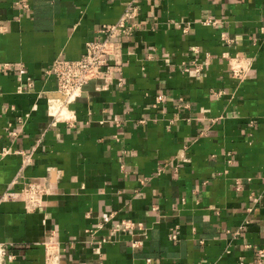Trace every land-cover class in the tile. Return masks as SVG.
Segmentation results:
<instances>
[{
	"label": "crops",
	"instance_id": "1",
	"mask_svg": "<svg viewBox=\"0 0 264 264\" xmlns=\"http://www.w3.org/2000/svg\"><path fill=\"white\" fill-rule=\"evenodd\" d=\"M129 5L121 84L48 126L45 69ZM1 150L2 264H264V0H0Z\"/></svg>",
	"mask_w": 264,
	"mask_h": 264
},
{
	"label": "built area",
	"instance_id": "2",
	"mask_svg": "<svg viewBox=\"0 0 264 264\" xmlns=\"http://www.w3.org/2000/svg\"><path fill=\"white\" fill-rule=\"evenodd\" d=\"M135 16V8L131 5L124 9L120 19L114 24H102L97 29L99 38L88 40L85 43L83 53L76 59L55 58L45 69L44 73L55 81L57 97L48 98L46 113L49 116L48 126H54L59 120L68 119V105L73 102L83 91L84 87L93 80L98 81L99 89H106L115 81L121 84V42L119 37L127 35L133 28L132 18ZM204 24H214L211 19H205ZM239 59V58H238ZM237 57L229 61V70L236 76L244 75L247 68L242 65ZM26 84L31 85L30 80ZM157 101L161 98L158 95ZM57 111V109H59ZM21 122V118H17ZM10 134L13 131L8 129ZM0 153H4L3 150ZM19 153H22L19 151ZM28 160L23 159V164ZM48 192V187L42 182L27 181L18 190V197L26 209H33L42 203L43 196ZM140 226V224H138ZM169 237H173L169 235ZM52 240L46 242L50 243ZM139 241H133L138 244ZM7 244L0 241V264L5 260H11L13 255L7 252ZM54 252L45 248L44 259L46 264H53L56 260ZM260 260V259H259Z\"/></svg>",
	"mask_w": 264,
	"mask_h": 264
},
{
	"label": "bare ground",
	"instance_id": "3",
	"mask_svg": "<svg viewBox=\"0 0 264 264\" xmlns=\"http://www.w3.org/2000/svg\"><path fill=\"white\" fill-rule=\"evenodd\" d=\"M60 110V108L59 109H57V111H59Z\"/></svg>",
	"mask_w": 264,
	"mask_h": 264
}]
</instances>
